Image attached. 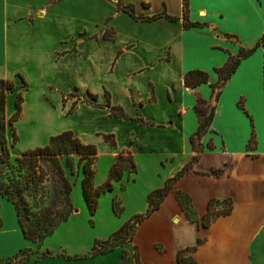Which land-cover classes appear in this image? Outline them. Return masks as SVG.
Listing matches in <instances>:
<instances>
[{
  "label": "crops",
  "instance_id": "0c3cea01",
  "mask_svg": "<svg viewBox=\"0 0 264 264\" xmlns=\"http://www.w3.org/2000/svg\"><path fill=\"white\" fill-rule=\"evenodd\" d=\"M182 17V0H0V77L27 83L15 144L8 120L19 88L6 95V147L19 154L70 129L94 144L95 162L106 156L107 166L120 152H130L136 166L138 156H158L174 169L155 188L180 173L160 206L141 221L133 243L140 263L180 264L177 251L195 246L190 254L197 263L264 264V44L255 47L264 30V0H189L187 20L197 25L185 27ZM242 48L253 49L221 83L217 69ZM194 69L207 72L208 80L186 86L184 75ZM198 97L213 116L191 142L199 125ZM111 107L125 116L111 115ZM24 115L68 121L52 128L34 121L21 132L17 122ZM252 130L255 144L249 147ZM15 145H21L16 152ZM178 192L190 200L191 211ZM226 198L231 212L203 226L208 200ZM159 219L172 222L173 238L161 234ZM157 240L162 249L154 246ZM2 242L11 249L0 257L20 244H36L23 236L13 203L0 195ZM123 251L39 261L83 264L108 257V264H118Z\"/></svg>",
  "mask_w": 264,
  "mask_h": 264
},
{
  "label": "trees",
  "instance_id": "16d2710c",
  "mask_svg": "<svg viewBox=\"0 0 264 264\" xmlns=\"http://www.w3.org/2000/svg\"><path fill=\"white\" fill-rule=\"evenodd\" d=\"M183 3V25L185 27L195 26L196 22L187 20V11L189 0H182ZM118 7L128 11L133 15L132 8L129 5L118 3ZM107 36V30L105 31ZM264 44V30L260 39L255 44L259 46ZM251 49H241L237 56H230L226 63L217 69L221 83H224L232 72L235 70L241 57L246 56L252 51ZM208 80L207 72L199 69L188 71L184 75V84L194 87L197 84ZM19 88L14 101L15 111L9 117V124L12 129V144H15L18 137L14 127V122L18 119L23 102V92L27 88L26 81L21 78L20 84H15L13 80L0 77V169L2 165L10 162L8 148L5 141V102L6 95ZM241 105V103L239 102ZM75 101L71 104L68 113L73 111ZM199 125L195 134L190 136L191 142H194L196 136H200L202 132L208 129L213 116V109L207 107L204 99L198 97L195 105ZM111 115L125 116L121 110H116V107L110 108ZM104 138L115 144L113 135L105 134ZM255 144V132L252 130L248 146L253 147ZM97 148L94 144L83 143L78 137L73 136V131L70 129L63 130L58 134L51 135L47 144L29 148L15 156L13 159L18 165V179L10 180L4 184L0 182V195L11 201L14 205L18 223L22 234L25 238L41 244L42 240L48 234H51L60 222L67 219L70 215L73 205L70 199L72 183L67 178L64 172L59 156L63 154H76L77 164L81 166L83 175L81 178V186L83 196L91 212H94L97 205V197L101 192L111 188V179L119 178L122 170L128 168V171H135V162L130 152H120L114 158L113 163L109 167L108 179L98 187L93 185L95 169L93 164L96 160ZM39 157L46 159L50 165L52 174L51 184L48 189L40 185L43 179L42 175L35 174V166L39 161ZM188 167L187 165L184 167ZM180 172L166 179L161 187L152 189L147 195V209L144 214H136L128 221L123 223L116 231H114L107 239L100 242L106 243L105 247L98 248V240H96L91 248L88 256H95L111 250L113 246L130 242L133 238L134 229L145 217L156 210L164 197L168 194L174 181ZM221 170H213L214 175H219ZM39 194V195H38ZM183 196L178 192L177 198L181 202ZM225 203L223 209L216 208L217 204ZM232 201L230 198L223 200L209 199L206 206V211L202 216V225L208 226L216 217L226 215L231 212ZM134 248L135 264H141L139 251L136 245ZM195 250V246H186L181 248L176 253L177 261L180 264H201L197 263L191 256V252ZM47 252H49L47 250ZM69 257V256H67ZM124 252L122 253L121 261L118 264H123L126 261ZM21 258L13 261L10 264L21 263ZM11 259H8L10 262Z\"/></svg>",
  "mask_w": 264,
  "mask_h": 264
},
{
  "label": "rangeland",
  "instance_id": "374dc122",
  "mask_svg": "<svg viewBox=\"0 0 264 264\" xmlns=\"http://www.w3.org/2000/svg\"><path fill=\"white\" fill-rule=\"evenodd\" d=\"M67 98L75 100L76 96H67ZM34 103L40 106L39 102ZM60 118L61 116L59 118L53 116L47 120H36L35 118H32L31 120L29 116L24 115L17 122V126L21 132H24L25 129L28 128L29 123H34V121L38 124L43 123L45 126L50 122L52 123L51 128L53 126L58 127L59 124L61 125L68 121L65 119L61 121ZM6 136L7 138L9 137V131H7ZM73 136L77 137L74 131ZM20 147L21 145H15L12 150L16 152ZM8 153L10 162L2 165V168L0 169V182H3L4 184L9 182L8 178L10 180L18 179L19 173V164L13 159L15 156H19V154L12 153L10 149ZM59 158L63 165L65 175L72 183L70 199L73 209L70 215L67 219L60 222L51 234L45 236L41 244L38 245L37 242L36 244L29 243L30 245L26 246H21L20 244L12 254L1 256L0 264H10L19 258L22 259L21 263L23 264H46L39 260H56L57 258L66 259V256H70L71 259H76V256L88 255L96 240H98V248L105 247L108 244L100 241L107 239L114 231L134 215L144 214L146 212L145 205L148 193L162 182L165 175L169 176L174 169L169 166L164 167L162 165L163 163H159L158 156L150 158L138 156L135 171L129 172L128 168H124L119 178H112L111 188L98 195L96 209L94 212H91L82 192L81 178L83 172L81 166L77 164V155L63 154L59 156ZM107 165L108 160L106 156L100 157L99 160L93 164L95 169L93 185L95 187L100 186L108 179L110 166ZM34 170L36 175L43 174V179L40 185L45 186L46 189H48L52 179L48 161L39 157V161ZM180 204L183 205L187 211H191L190 200L187 197L183 196ZM225 206V203H221L217 204L216 208L223 209ZM159 220L160 221L157 222L161 224V234L168 239L173 238L172 234L175 232V227L172 225V222H164L162 219ZM170 220H172V218H170ZM141 223L142 222L138 223L134 229L132 242L118 244L112 248L115 249L119 247L122 251L124 250L125 257L128 259H126L123 264H134L133 243L138 242L137 231L140 228ZM12 242L16 244V239L12 240ZM7 246L11 245H5L4 242H2L0 245V253H4L11 249V247ZM154 246L158 249L164 247L162 241L159 240L154 242ZM143 248L145 253L147 250L145 247ZM47 250L49 252H47ZM169 250L170 248L168 246L167 252ZM105 258L83 264H108V257ZM8 259H11V261L8 262ZM34 261L35 263H24ZM68 264H76V262H70Z\"/></svg>",
  "mask_w": 264,
  "mask_h": 264
}]
</instances>
